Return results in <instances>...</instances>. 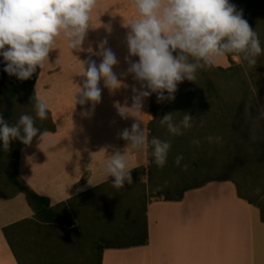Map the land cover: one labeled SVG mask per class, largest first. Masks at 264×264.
<instances>
[{"label":"crops","instance_id":"1","mask_svg":"<svg viewBox=\"0 0 264 264\" xmlns=\"http://www.w3.org/2000/svg\"><path fill=\"white\" fill-rule=\"evenodd\" d=\"M136 17V9L130 0H98L92 12L94 28L88 30L82 46L84 51L71 50L60 38L34 83V96L39 94L49 105L48 119L54 131H49L50 124H47L42 129L50 133L45 142L34 138L30 145L20 149L17 173L33 192L49 200L50 207L65 204L69 209L70 206L91 208L105 194L104 202L111 201L104 203L103 208H112V197L107 199V193L113 187L112 178L104 174L103 166L114 149L122 151L127 146L118 134L125 128L130 129L135 122L132 117L122 119L116 104L124 105L127 100L130 106L131 86L139 88L131 75H122L128 67L125 62L128 29L123 22ZM105 40L106 47L119 61L113 71L129 87L122 86L110 92L101 81V99L94 108L91 102L75 103L78 85L83 80L78 75L82 69L80 61L91 58L98 65L101 58L93 53ZM131 59L136 61L138 57ZM229 66L227 57H223L212 67L226 69ZM151 96L143 101L144 113L140 116L143 121L141 127H144L147 137L148 125L152 121ZM245 162L240 169L228 168V176L217 177L198 188L187 190L181 200H166L163 196L150 199L147 171L139 180L132 174L137 169H147V150L131 152L128 167L132 183L126 182L125 185L134 190L145 186L147 244L104 247L100 264H264V185L261 184L264 183V175L255 185L250 179V163ZM238 182H241L243 191ZM125 185L118 189L122 195ZM98 193L99 196L96 195ZM110 218L105 222L108 226L100 234L110 231L109 224L116 223L122 224L120 229L124 232L121 220ZM68 219L60 225H38L24 194L0 197V264H22V256L31 261L33 257L48 259L50 253L58 251L66 253L75 245L59 232L65 230L66 224L69 225L67 232L81 228L83 237L89 238L91 233L96 235V221L93 220L91 225L84 222L86 227L82 228L79 220L72 216ZM23 221L32 224L25 226L28 231L20 233L14 253L2 230ZM52 226L56 227L50 228ZM52 229H56V234L49 232ZM81 237L80 245H84L86 240ZM57 258L53 256L50 259L55 262Z\"/></svg>","mask_w":264,"mask_h":264},{"label":"clouds","instance_id":"2","mask_svg":"<svg viewBox=\"0 0 264 264\" xmlns=\"http://www.w3.org/2000/svg\"><path fill=\"white\" fill-rule=\"evenodd\" d=\"M130 2L137 17L123 22L128 29L125 57L128 67L122 75H131L139 88L131 86L130 106L126 100L124 105L117 103L116 108L122 119L132 117L135 122L118 134L127 146L122 151L114 149L103 166L104 174L112 178L117 189L126 182L132 183L128 167L131 152L151 147L154 163L163 167L171 149L170 141L158 137L149 140L141 127L140 116L144 113L146 98L156 94L157 102L174 100L178 85L185 80L194 82L198 70L214 66L229 55L254 66L264 52L257 32L230 0ZM97 4L98 0H0V56L6 64L4 71L19 80L31 78L38 68L44 69L49 53L56 49L60 38L71 50L84 51L82 46L88 30L94 28L92 12ZM106 44V40L100 42L99 50L93 53L101 58L98 65L91 58L80 61L82 69L78 75L83 80L78 85L75 103L91 102L94 108L101 99V81L110 92L129 87L113 71L119 61ZM132 57L138 60L133 61ZM33 99L34 116L22 114L10 124L0 115V145L4 151L9 150L14 140L30 145L34 138L43 143L49 137L47 130L36 127V119H47L49 105L39 94ZM194 119L184 113L182 120L176 122L172 113H168L160 119V124L171 135L181 136L182 129L191 128ZM207 139L211 142L214 138ZM193 143L199 144V141ZM182 159L178 155L175 163L179 165Z\"/></svg>","mask_w":264,"mask_h":264},{"label":"trees","instance_id":"3","mask_svg":"<svg viewBox=\"0 0 264 264\" xmlns=\"http://www.w3.org/2000/svg\"><path fill=\"white\" fill-rule=\"evenodd\" d=\"M238 11H242L243 18L246 19L249 25L255 30L261 41V46L264 48V0H230ZM230 66L226 69L217 67L218 71L225 75V79L231 83L233 77H241V88L238 92L220 91L211 83H207L208 93L206 96H190L181 94V103L188 102L192 108L181 111H174L177 113V118H181L184 113L190 114L192 117H202L206 123L209 136L213 137V141H218L222 144L224 151H229L236 156H220V166L218 164L219 157L216 159V164L212 161L204 160V166L217 167L225 172L228 168L240 169L248 161L250 163V178L252 181L261 179L264 175V146L260 141L264 142V119L259 118L261 111H256L253 104L257 105L258 101L261 103V109H264V52L257 58V63L254 66H249L247 62L241 60V65L233 62V56H226ZM6 64L3 57L0 56V115L9 122L15 107V99L17 98V91L22 90L26 94L32 95L34 98L33 86L37 80L40 69L38 68L32 77L27 80H19L16 76H10L4 71ZM214 68V67H213ZM240 72L244 74L242 77ZM250 79V83H249ZM250 85L252 88H250ZM257 98V102L256 99ZM35 103V100H33ZM186 103L188 106L189 104ZM152 104V103H151ZM203 104V109L197 110V105ZM248 104V105H246ZM253 106L249 107V106ZM258 107V106H256ZM260 112V113H259ZM150 115L152 121L148 125V139L150 140L155 134V126L159 122L158 111L150 105ZM50 124V121L48 122ZM49 131H54V127L50 124ZM158 137V136H157ZM219 137L218 140L215 138ZM182 140L186 142L187 137L184 134ZM208 143L210 141L207 139ZM24 146V145H23ZM22 146V147H23ZM173 147V145H172ZM2 145H0V179L5 177V181L1 184L9 187L11 192L7 196H0L3 198L13 197L16 193L24 194L29 207L34 213V219L39 223L56 225L68 222V207L65 204L50 207L49 200L45 197L39 196L33 192L18 176L17 165L18 156L13 162V166L3 168V161L6 157ZM184 150L174 156L168 155L166 164L163 167H158L154 163V158L151 155V147L147 149L148 166L137 169L132 174L139 180L142 175L147 171L148 177V196L150 199H174L175 201L181 200L183 194L190 189L198 188L205 183L215 179L213 177L206 179L199 183L193 184V178L199 168L195 167L192 162V156ZM180 155L183 157L180 164L175 163L176 157ZM234 164V166H232ZM196 169V170H195ZM255 170V171H254ZM196 171V172H195ZM141 189L145 191V186L141 185ZM125 204V202H124ZM131 206L130 202L124 205V208ZM124 208H121L123 210ZM264 216V212H262ZM119 220L123 223L124 234L126 235V243L122 245H106L105 247H138L147 244V231H146V216L143 214L141 218L138 216H125ZM27 224H32L27 221L17 223L6 227L2 230L6 240L15 253V248L19 244L18 238L20 233L26 232ZM56 227V226H55ZM54 226L50 228H55ZM51 234H56V229L49 231ZM104 249V248H103ZM101 249V253L103 251ZM101 260V257H100Z\"/></svg>","mask_w":264,"mask_h":264},{"label":"rangeland","instance_id":"4","mask_svg":"<svg viewBox=\"0 0 264 264\" xmlns=\"http://www.w3.org/2000/svg\"><path fill=\"white\" fill-rule=\"evenodd\" d=\"M233 62L237 65H241V60L239 57H233ZM241 76L243 77L244 74L240 72ZM225 75L218 71L217 69L211 67H207L204 69L198 70L197 73V79L194 82H190L185 80L184 82L180 83L178 85V90L176 91L175 99L174 100H165L163 102H157L156 94H152L150 97L151 105L152 107L158 111L159 116V122L157 126H155V134L153 137L160 138L161 140H168L171 142V149L169 151L170 156H174L177 153H180L184 150H188L189 156H192V162H194L195 167L199 168L200 164L203 166L200 167L199 171L196 172V176L193 178V184L199 183L201 181H204L206 179H210L213 177H220V176H228V173L217 168L212 167L210 165L209 167L204 166L203 161L204 160H211L212 163L216 164L217 157L220 156H236L235 154H231L229 151H224L222 144L219 142V146H217L218 141L210 142L208 143L207 138L211 134V132L206 131V123L204 120H202V117L199 116L196 117L193 116L195 119L192 121V127L188 129H182L183 135L181 136H173L168 131L166 126H161L160 119L163 118L165 114L172 113L173 119L176 122H179L182 120L183 115L181 118H177V113L175 114L174 111H181L188 109L190 110L192 108L189 107L190 103L188 102H182L181 103V94L188 95L187 97L190 98L189 95L193 96H199L200 98L203 96H206L208 93L207 83H211L214 85L218 90L220 91H234L238 92L241 88L240 85V79L237 77H233V81L229 83L228 80L225 79ZM250 83V79H249ZM250 88L252 86L250 85ZM256 102H257V98ZM33 96L26 94L22 90L17 91V98L15 99V107L14 111L12 113L11 118L9 119V123L13 124L16 122V120L19 118L22 114H30L35 115L34 108H33ZM186 103L189 105L187 106ZM260 102L258 101V104L254 106V109L256 111H261L259 114V118L264 119V109L260 107ZM248 105V104H246ZM197 110L203 109L205 105L200 104L197 105ZM253 106H249L252 107ZM258 106V107H256ZM49 122V119L45 120H39L36 119V127H38L41 131L44 129ZM184 134H186V137L188 140L183 141L182 136L184 137ZM199 141V144L193 143V141ZM260 144H263L264 142L260 141ZM24 144H22L19 140H14L10 143V148L8 151H5L4 154L7 156L5 161L3 163V168H9V166H13V162H15L16 157L19 154L20 149L22 148ZM173 145V147H172ZM219 155V156H218ZM196 170V169H195ZM5 177H2L0 179V196H7L11 192L9 187L3 186L2 181H5ZM260 181V180H258ZM255 185H257V182L253 181ZM264 185V183H261ZM124 195L115 188L114 186L110 190L109 193H107V199L112 197V208L109 210L104 209V203L109 204L108 202H104L105 194L101 195L100 201H97L96 203L92 204L91 208H85V207H78L74 208L70 206L69 209V217H73V219L79 220L80 227L84 228L86 227V224L84 225V222L90 223L96 221V228L94 234L88 235L89 238L83 237V233L81 228H77L72 230L71 232H67L65 230H68L67 227L68 224L65 225V230H59L60 233L67 236L68 239L72 240L75 245L71 247L66 253L64 252H56V254H51L47 256L48 259L45 258H37L33 257L31 261L26 259L24 256L20 258L22 264H100V257H101V249H103L106 245L116 244V245H122L126 243V235L122 232L120 229V226L122 224L116 223V224H109L110 231H106L103 234H100L104 231L106 228L105 222H109L110 217L114 220H119L121 217L125 216H138L141 218L144 214V206H145V200L146 195L143 189H131L127 185H125ZM238 187L243 191V186L241 182H238ZM100 195V193L96 194ZM103 197V198H102ZM254 198V197H253ZM251 198V199H253ZM106 199V200H107ZM124 199V200H123ZM123 200V201H122ZM125 202V204H124ZM128 202H130L131 206L127 208L126 206L124 208V205H127ZM121 207L124 208L121 210ZM69 220V219H67ZM71 221V219H70ZM102 222V224H100ZM119 222V221H117ZM114 223V221L112 222ZM72 224V223H71ZM70 224V225H71ZM83 235V236H82ZM84 238V241L86 240L84 245H80V237ZM81 237V239H82ZM61 254V255H60ZM53 256L58 257L57 260L54 262L50 258Z\"/></svg>","mask_w":264,"mask_h":264}]
</instances>
